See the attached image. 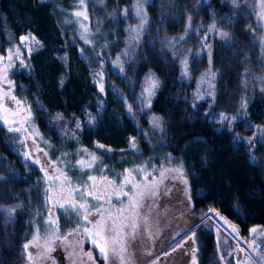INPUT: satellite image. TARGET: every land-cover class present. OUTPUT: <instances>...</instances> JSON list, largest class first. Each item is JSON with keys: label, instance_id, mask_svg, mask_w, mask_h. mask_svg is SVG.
<instances>
[{"label": "trees", "instance_id": "obj_1", "mask_svg": "<svg viewBox=\"0 0 264 264\" xmlns=\"http://www.w3.org/2000/svg\"><path fill=\"white\" fill-rule=\"evenodd\" d=\"M76 2L0 0V63L7 50L20 45L23 33L40 41L9 64L8 74L15 94L30 105L50 152L70 151L76 144L94 146L109 172L108 163L122 167L131 153L142 154L141 159L155 145L179 154L194 215L206 211L229 218L240 231L256 224L264 244V135H259L264 132V89L252 84L246 95L243 82L244 75L264 68L252 33L259 0H147V22L133 39L126 26L138 21L134 0H87L91 28L85 33L76 27ZM211 24L220 32H212L204 47L201 38ZM178 39L186 47V77L174 53ZM205 68L212 73L213 90L195 100V79ZM149 77L158 82L150 104L161 123L156 134L143 109ZM98 84L104 93L101 110ZM243 101V116L216 122L215 114L229 115ZM86 113L96 114L95 125L71 128L73 118ZM248 123L256 124L259 134L242 138L240 130ZM130 136L136 140L133 150L127 148ZM38 175L0 122V177L5 178L0 180V264H22L26 258V204L29 197L37 198L33 185ZM9 209L15 210L10 216ZM209 217L197 215L193 222L199 231L197 264H233L231 254H223L225 263L219 256ZM186 229L174 231L163 248Z\"/></svg>", "mask_w": 264, "mask_h": 264}, {"label": "rangeland", "instance_id": "obj_2", "mask_svg": "<svg viewBox=\"0 0 264 264\" xmlns=\"http://www.w3.org/2000/svg\"><path fill=\"white\" fill-rule=\"evenodd\" d=\"M146 1L134 0L135 14L137 15L138 6H142L143 11L140 15H137L138 21L134 25L126 26V34L130 39L137 38V35L145 25L143 21L147 17L145 10ZM86 3L87 0H84V4L81 5L80 0H77L73 9V16L77 19L76 27L82 33L89 32L91 28L89 26L91 17L88 15ZM78 11L85 12L87 19L84 16H76L75 13ZM255 19L256 27L253 28L252 33L261 54L257 61L264 62V0H259L257 3ZM93 21L92 23L96 22L95 19ZM215 31L220 32L215 29L213 24L207 27L204 36L201 38L202 46H208V36ZM21 37H28L29 39L22 41ZM39 45L40 41L32 33L25 32L20 36V45L7 50L3 57L4 62L1 61L0 63V117H6L10 123H4L3 119H0V122L5 124L8 129L10 127L20 129L19 131H10L11 135L14 141L17 142L23 159L35 166L39 173L36 183L33 185L37 198L32 199L29 197L30 199H28L26 204L27 215L24 244L33 241L34 237H39V241L36 247L29 249L34 254L33 260L30 262L26 254L22 264H120V261L112 256L106 261L101 255L99 248L92 243L91 237L84 232L85 228L92 229L93 224L101 219L97 213V208H101L104 211L105 220L109 225L112 223L109 214L117 217L118 223L123 221L127 225L124 231L129 233L127 236L128 248L126 255L130 259V264H192L193 253L195 258L197 257V252L193 248L196 246L197 249L198 230L190 227L195 224L193 222L197 215L199 219H204L209 217V215L213 218L212 228L217 238L218 252L223 263L226 260L224 257L231 254L233 264H264V244L259 240V236L263 231L258 225L253 224L245 231H240L229 218L212 213L206 215V211H200L198 212L199 214L194 215L193 211H191L192 201L189 181L181 155L170 154L155 145L152 148L153 150L142 156L141 159L142 154L134 151L130 154L129 162L122 167L114 163H108L109 172L100 163L99 153L94 146L76 144L70 151L61 149L51 153L43 133L33 118L30 105L25 99L15 94L8 74L9 64L15 58L20 59L22 51L30 53ZM175 45L177 48L174 53L181 62L182 75L186 77V47L181 39L176 40ZM205 49L208 50L209 48ZM185 61L186 64L184 63ZM3 67H5L6 71L1 69ZM258 69L253 72V76H250V74L243 76L244 94L247 95L248 90L253 89L252 84L264 89V68ZM152 81L153 79L149 77L144 86L143 109L147 115L148 124L155 130L152 133L156 134L157 130L160 129L161 123L159 117L150 109L151 99L155 93ZM247 87H250V89ZM101 88L98 84L99 110L102 108L104 98ZM212 90V73L209 68H205L195 79L193 96L195 100H201L211 95ZM12 97H15V99H12ZM245 106L246 102L243 101L240 108L229 113V115L224 112L215 114L216 122L218 124L224 123V116L228 117L229 122L243 116L245 114ZM95 115L86 113L83 118H73L71 128L83 130L85 127H93L97 120ZM62 126L61 124L59 128L62 129ZM256 134H259L257 125L248 123L240 130L239 136L251 138ZM259 135L263 136L264 132ZM133 143L135 144L136 140L133 136H130L127 148H132L133 150L135 148ZM95 146L104 147L99 143ZM156 148L159 149L156 150ZM93 155L97 159L93 162L92 168L83 167L78 163L81 160L91 161ZM36 161H39V163ZM137 168H142L144 171L137 172L135 171ZM111 170L114 172H111ZM125 170H133L134 182L141 185V188H143L145 183L152 184L156 182L158 190V194L154 197L148 195L147 191H145L143 198L136 197L139 199L141 207L135 211L130 207L129 197L135 195L136 189H133L131 185L125 186L124 191L128 192L129 196H121L119 199H117L113 191L114 188L118 190L119 186L123 184L124 176L126 175ZM161 171H165L162 182ZM146 175L147 180H145ZM65 176L68 178L67 181L64 179ZM89 176H95L97 180L107 177L109 180L115 181L113 187H107L103 183L97 185L100 191L105 193L104 200L96 201L92 197H82L81 193L84 188L91 184L88 180ZM77 188L81 191H73L70 194V189ZM109 196L111 203L108 202ZM49 197H51V200ZM85 200H87L91 209L88 221L83 219L82 210L78 207H72V202H84ZM60 204H64V207H60ZM119 209L125 210L123 216L118 212ZM177 211L180 213L175 216ZM124 217H127V220H124ZM50 218L55 220L56 224H51L49 222ZM173 218L175 219L173 220ZM89 221L92 223H89ZM224 221H228L231 224V228L226 223L224 224ZM133 222L137 225L134 235L131 234L132 229L130 227ZM164 225L170 227V233L173 232L172 236L176 233L174 231L180 228L190 229L174 243L163 248L167 237H172L164 232ZM219 228H222L226 235L229 234L231 239L227 238L228 235L222 234ZM254 228L257 229L256 232L251 231ZM54 233L55 235H53ZM108 235L110 236L111 232ZM49 241L52 251L45 252L43 245ZM237 244L244 248V253L241 258L234 260L233 252ZM86 253H91L92 258L89 259Z\"/></svg>", "mask_w": 264, "mask_h": 264}, {"label": "snow or ice", "instance_id": "obj_3", "mask_svg": "<svg viewBox=\"0 0 264 264\" xmlns=\"http://www.w3.org/2000/svg\"><path fill=\"white\" fill-rule=\"evenodd\" d=\"M80 2H81V5L84 4V0H80ZM142 11H143L142 6H138L137 15H140ZM75 15L76 16H84V18L87 19V15L85 12L78 11L75 13ZM189 19H191V17H189ZM143 22L146 23L147 21L144 20ZM221 35L227 36V33H222ZM27 39H29V38L28 37H21L22 41H25ZM184 63L186 64V61ZM5 71H6V69H5ZM5 79H6V77H5ZM152 87L153 88L158 87V82L153 80L152 81ZM101 90H103V88H101ZM5 95H7V93H5ZM12 99H15V97H12ZM5 111H7V109H5ZM223 118L225 120H228L227 116H224ZM0 119H3L4 123H6V124L10 123L6 117H0ZM8 130L9 131H19L20 129H18V128L13 129L10 127ZM133 147H135L134 143H133ZM96 159H97V157H95L93 155L91 161L86 162L84 160H81L78 163L83 167L92 168L93 162L96 161ZM36 162L39 163V161H36ZM135 171L142 172V171H144V169L137 168V169H135ZM165 171H161V173H160L161 182L165 176ZM125 172H126V175L124 176L123 184H121L119 186L118 190H116L114 188L113 191H114V194L117 196V199H119L121 196H124V197L129 196V193L124 191L125 186L131 185L133 189H136L137 191H136L135 195L133 197H129L130 207L132 208L133 211H135L137 208L141 207V205L139 203V199H137L136 197L143 198V196L145 195V191H147L148 195L153 196V197L158 194L156 182H153L152 184L145 183L143 185V188H141V185L136 184L134 182V178L132 175L133 170H125ZM57 179H59V177H57ZM64 179H65V181H67L68 178L65 176ZM0 180H5V178L0 177ZM88 180L91 182V184L87 185L84 188L81 195H82V197H92V199L96 200V201H101V200L105 199V193L100 191V189L97 187L98 184L103 183L107 187H113L115 185V181L109 180L107 177H102L100 180H97V177L89 176ZM145 180H147V175L145 176ZM73 191L80 192L81 190L79 188L70 189V194ZM49 199L51 200V197H49ZM108 202L111 203L110 196H109ZM60 207H64V204H60ZM72 207H74V208L78 207L80 210H82L81 214L83 215V219L85 221H88V216L91 214V209H90V206H89L87 200H85L84 202H72ZM7 211H8L9 216H10L11 213L14 212L15 210L9 209ZM124 211H125L124 209L118 210V212L120 213L121 216H123ZM97 213L100 215L101 219L96 221L93 224L92 229L85 228L84 232L91 237L92 243L96 247L99 248L101 255L103 256V258L106 261L109 259L110 256H112V257L118 259L120 261V264H130V259L126 255L127 254V248H128L127 236L129 235V233H126L124 231V228L127 225L123 221L118 223L117 222L118 218L111 216V214H109V218L112 220V223H111V225H109L107 223V221L105 220L104 211H102L101 208H97ZM123 219L127 220V217H124ZM49 222L51 224H56V221L51 219V218H50ZM89 223H92V222L89 221ZM130 227L132 229L131 234L134 235L135 229L137 227L136 223L133 222L130 225ZM77 231H79V229H77ZM234 231H235V229H234ZM251 231L256 232L257 229L254 228ZM109 232H111L110 236L108 235ZM53 235H55V233ZM57 238H59V237H57ZM65 239H66V237H65ZM38 241H39V237H34L33 241H30L24 245V251L26 252L27 259L30 262L33 260L34 254L32 252H30L29 249L31 247H36L38 244ZM43 247H44L45 252L52 251V248L50 247V241L46 242L45 245H43ZM241 251H243V249H241ZM86 255L89 257V259L92 258L91 253H86ZM192 264H196V258H195L194 253H193Z\"/></svg>", "mask_w": 264, "mask_h": 264}, {"label": "built area", "instance_id": "obj_4", "mask_svg": "<svg viewBox=\"0 0 264 264\" xmlns=\"http://www.w3.org/2000/svg\"><path fill=\"white\" fill-rule=\"evenodd\" d=\"M241 249H243V251H241ZM248 250H250V249L248 248ZM243 253H244V248L240 244H237L236 249L233 252V258H234V260H237V258H241V256L243 255Z\"/></svg>", "mask_w": 264, "mask_h": 264}, {"label": "crops", "instance_id": "obj_5", "mask_svg": "<svg viewBox=\"0 0 264 264\" xmlns=\"http://www.w3.org/2000/svg\"><path fill=\"white\" fill-rule=\"evenodd\" d=\"M213 223H214V222H213ZM213 223H212V224H213ZM195 227H196V226L193 225V226L190 227V228L195 229ZM190 228H189V229H190ZM189 229H188V230H189ZM188 230H187V231H188ZM198 236H199V231H198ZM222 239H223V238H222ZM196 243H197V249H196V246H195L193 249H194L195 252H197V257H196V261H197L198 256H199V253H198V252H199V247H198V237H197V242H196ZM196 264H197V262H196Z\"/></svg>", "mask_w": 264, "mask_h": 264}, {"label": "bare ground", "instance_id": "obj_6", "mask_svg": "<svg viewBox=\"0 0 264 264\" xmlns=\"http://www.w3.org/2000/svg\"><path fill=\"white\" fill-rule=\"evenodd\" d=\"M227 224V226L229 227V228H231V224L228 222V221H224V224Z\"/></svg>", "mask_w": 264, "mask_h": 264}]
</instances>
